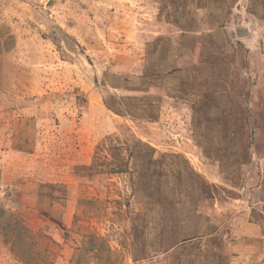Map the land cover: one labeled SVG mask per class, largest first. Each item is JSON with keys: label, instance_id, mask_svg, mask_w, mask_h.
<instances>
[{"label": "rangeland", "instance_id": "1", "mask_svg": "<svg viewBox=\"0 0 264 264\" xmlns=\"http://www.w3.org/2000/svg\"><path fill=\"white\" fill-rule=\"evenodd\" d=\"M0 264H264V0H0Z\"/></svg>", "mask_w": 264, "mask_h": 264}, {"label": "trees", "instance_id": "2", "mask_svg": "<svg viewBox=\"0 0 264 264\" xmlns=\"http://www.w3.org/2000/svg\"><path fill=\"white\" fill-rule=\"evenodd\" d=\"M261 12V11H259ZM258 14V13H257ZM106 105L112 109L115 113L118 115H122L124 112H122V109L119 107V103H116V101L111 99H107L105 101ZM129 110V108H127ZM110 140V146L108 145V151L106 155H103V150L101 147H97L95 154L93 156V162L91 165H86L83 168L88 170L89 172L95 171V169L98 172L101 173H121V172H128L132 168V165L130 164V157H134L133 159H139L141 156H143V149L141 148V142L138 141L137 145L134 147V150L132 151L130 149L128 158L123 157V153L121 149L124 150V147L120 141L119 138L113 139V137L109 138ZM145 147L144 149H148L147 145L143 144ZM128 149V148H127ZM129 164L131 166H129Z\"/></svg>", "mask_w": 264, "mask_h": 264}]
</instances>
